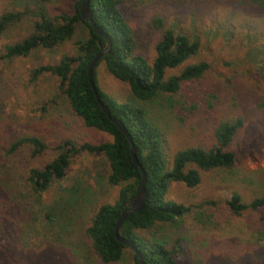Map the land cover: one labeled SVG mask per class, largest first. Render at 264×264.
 Here are the masks:
<instances>
[{"label":"rangeland","instance_id":"rangeland-1","mask_svg":"<svg viewBox=\"0 0 264 264\" xmlns=\"http://www.w3.org/2000/svg\"><path fill=\"white\" fill-rule=\"evenodd\" d=\"M76 1L42 4L36 0H0V15H22L0 33V108L3 114H11L14 130L35 135L46 146L34 158L19 151L11 159V179L23 193L27 189V171L41 169L50 162L61 141L69 140L78 146L110 140L106 134L85 128L73 115L63 96L56 92L55 78L44 73L31 79L35 68L52 66L62 55H76L77 43L86 36L83 25L77 24L73 36L51 50L36 48L25 57H3L4 45L32 33L35 11L52 20L61 13L71 14ZM117 9L132 32L134 53L148 63L153 60L154 45L161 37L152 26V18L158 17L163 27L174 32L195 30L198 36L197 54L166 72L174 75L185 65L207 64V71L198 81L182 88V110L167 95L139 101L125 84L106 72L102 63L94 69L96 85L102 92L118 103L143 109L158 127L167 160L186 147L208 149L217 121L243 119L242 128L228 145L235 156L234 165L227 170L201 172L194 188L170 183L165 199L190 207L189 212L173 223L158 226L151 234L140 235L176 248L175 264H264L258 250L264 245V226L257 225L259 229L255 230L254 224L259 218L264 223V208L233 216L224 207L232 194L247 204L264 192V92L260 72L244 61L248 42L227 31L225 18L229 11L208 0H120ZM258 13H253L252 19ZM188 104H196L197 109L187 112ZM106 174L102 157L79 153L70 161L62 179L52 180L39 196L26 195L23 222L15 233H9L10 237L0 235V264H100L85 241L84 230L98 205L112 204L116 199L117 188L106 182ZM203 201L215 206L198 208ZM3 244L11 254L8 258H3ZM115 264H132L128 249Z\"/></svg>","mask_w":264,"mask_h":264},{"label":"trees","instance_id":"trees-1","mask_svg":"<svg viewBox=\"0 0 264 264\" xmlns=\"http://www.w3.org/2000/svg\"><path fill=\"white\" fill-rule=\"evenodd\" d=\"M36 1L45 4L53 0ZM81 1L75 2L71 14L61 13L52 20L47 19L41 11H35L32 33L18 42L4 45L3 57H25L36 48L51 50L69 40L77 24L83 25L86 36L77 43L76 55H62L52 66L35 68L31 79L44 73L55 78L56 92L63 96L73 115L85 128L106 134L110 140L78 146L69 140L61 141L56 147V156L50 162L41 169L27 171L24 177L27 189L23 193L14 186L11 179V159L19 151H23L29 159L34 158L42 154L46 146L39 137L14 130L11 114H3L0 108V235L7 238L10 237L9 233L16 232L27 213L25 196H39L52 180L62 179L74 156L79 153L100 156L107 167L106 182L117 188V195L112 204H100L96 207L84 230V238L100 264H115L128 248L115 239L114 224L120 214L129 208L140 185L141 173L130 157L128 139L99 109L90 90L87 65L102 51L105 42L80 18L78 7ZM208 1L229 11L225 18L227 31L231 35L234 33L235 38L241 36L248 42L244 61L260 72L264 92V0ZM119 2L120 0L87 1L91 21L110 41L108 53L92 69L96 94L109 116L118 120L126 130L134 156L144 175L146 201L140 211L130 213L122 221L117 235L132 244L143 264H175L176 248H167L161 242L140 233L151 234L158 226L173 223L179 216L189 212L190 207L165 199L170 183H181L186 188H194L199 183L201 172L227 170L234 165L235 156L228 150V145L242 128L243 119L235 117L217 121L212 129V144L208 149L186 147L175 151L167 160L158 127L150 121L143 109L130 103H118L102 92L96 85L94 69L98 63H102L106 72L125 84L131 95L139 101L149 102L167 95L182 110L185 105L181 96L182 88L198 81L208 67L204 62H196L185 65L177 74L166 75L168 70L181 66L197 54L199 41L194 34L195 30L189 33L174 32L163 27L158 17L151 20L154 29L161 33L159 41L154 45L153 60L148 63L143 57L136 55L132 32L117 9ZM256 12H259L256 15L259 20L252 19V14ZM21 16L16 12L0 15V33ZM196 109V104H188L186 108L187 112ZM208 205L215 206L211 201H203L197 207L202 209ZM224 207L233 216H241L247 211L255 213L264 208V192L247 204L242 203L238 195L232 194L224 202ZM254 224L255 230L264 226L260 218ZM248 228L252 229L251 224H248ZM6 248V244H3V258L11 255ZM258 250L259 256L264 258V245L258 246ZM128 252L132 264H137L133 252L129 249Z\"/></svg>","mask_w":264,"mask_h":264},{"label":"water","instance_id":"water-1","mask_svg":"<svg viewBox=\"0 0 264 264\" xmlns=\"http://www.w3.org/2000/svg\"><path fill=\"white\" fill-rule=\"evenodd\" d=\"M87 1L88 0H82L79 4V7H78V12H79V15H80V18L82 20H84L85 22H87L89 24V26L91 27V29L93 30V32L95 34H97L98 36L102 37L104 42H105V45L102 49L101 52L97 53L93 58L92 60L89 62V64L87 65V69H86V75H87V80H88V84L90 86V90L95 98V101L99 107V109L103 112V114L112 122L115 124V126L118 128V130L128 139V142H129V154H130V157L132 159V162L134 163V165L140 170V173H141V181H140V185L137 189V192L136 194L134 195V197L131 199L130 201V205H129V208H127L126 210H124L120 216L118 217V219L116 220L115 224H114V228H113V235L115 237V239L120 243L122 244L123 246H125L126 248H128L130 251L133 252V254L135 255L136 257V260H137V264H143L139 255L137 254V252L135 251L134 247L132 246V244H130L128 241L118 237L117 235V230L120 226V224L122 223V221L130 214V213H133V212H138L142 209L143 207V204L145 203L146 201V193L144 191V188H143V183H144V175H143V172H142V169L140 168V166L138 165L137 161H136V158L134 156V152H133V147L131 145V142L128 138V135H127V132L126 130L124 129V127L122 126V124L109 116V113L107 111V109L103 106L102 102L99 100L97 94H96V89L94 87V84H93V81H92V69L95 65L96 62H98V60L106 55L108 53V50L110 48V41L108 39V37H106L99 29H97L94 25V23L91 21L90 19V14L87 10Z\"/></svg>","mask_w":264,"mask_h":264}]
</instances>
